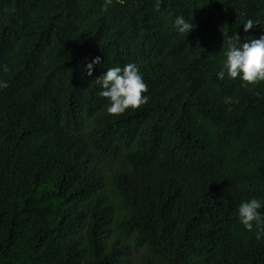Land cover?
<instances>
[{
    "label": "trees",
    "instance_id": "1",
    "mask_svg": "<svg viewBox=\"0 0 264 264\" xmlns=\"http://www.w3.org/2000/svg\"><path fill=\"white\" fill-rule=\"evenodd\" d=\"M103 3L0 0V264H264L237 216L264 201V82L217 76L264 0ZM129 63L148 103L110 115L95 79Z\"/></svg>",
    "mask_w": 264,
    "mask_h": 264
},
{
    "label": "clouds",
    "instance_id": "2",
    "mask_svg": "<svg viewBox=\"0 0 264 264\" xmlns=\"http://www.w3.org/2000/svg\"><path fill=\"white\" fill-rule=\"evenodd\" d=\"M112 3L113 0H104L103 10L107 11ZM162 4L163 0H154L157 11L160 10ZM242 25L244 32L247 33L255 25L261 24L248 19ZM173 27L177 33L189 35L197 25L193 23V19L188 20L183 15H179L175 18ZM224 57L222 67L217 73L220 80L227 75L230 79L239 78L242 86L264 82V35L250 40L245 39L243 42L238 33L230 36ZM100 63V57H95L88 62L85 66L86 75L91 77L94 66ZM95 82L102 89L99 95L108 100L106 111L110 115H121L128 109H138L148 103L149 97L144 95L148 92V85L135 63L126 64L123 68L119 66L108 68L105 74L95 79ZM6 87V82L0 83V88ZM262 208H264V201L251 198L242 202L237 210L239 222L247 231H254L257 240L264 239V212L260 211Z\"/></svg>",
    "mask_w": 264,
    "mask_h": 264
},
{
    "label": "rangeland",
    "instance_id": "3",
    "mask_svg": "<svg viewBox=\"0 0 264 264\" xmlns=\"http://www.w3.org/2000/svg\"><path fill=\"white\" fill-rule=\"evenodd\" d=\"M136 258V254L133 249H131V259L134 261Z\"/></svg>",
    "mask_w": 264,
    "mask_h": 264
}]
</instances>
